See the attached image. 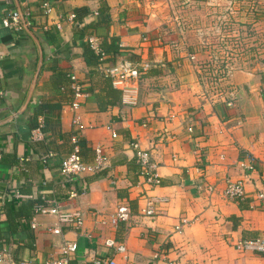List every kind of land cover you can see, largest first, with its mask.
<instances>
[{
	"label": "crops",
	"instance_id": "1",
	"mask_svg": "<svg viewBox=\"0 0 264 264\" xmlns=\"http://www.w3.org/2000/svg\"><path fill=\"white\" fill-rule=\"evenodd\" d=\"M44 1L52 4L50 13L43 11ZM19 3L32 34L3 25L18 6L0 0V247L15 262L44 264L60 255L66 238L78 243L72 264H91L100 256L121 260L116 247L105 244L114 239L126 247L125 264H264V253L237 247L264 236V200L257 197L264 191V48L217 59V67L228 68L222 78L226 87L210 94L196 75L197 44L168 35L160 0ZM221 7L214 8L218 19L226 7L225 15L247 22L243 34L264 40V0ZM90 37L117 50H110L104 63H88L84 50ZM124 58L149 64L135 106L123 104L121 91L103 72ZM70 73L87 92L76 112L70 89H61L69 85ZM41 121L42 139L34 140ZM74 133L84 161L92 162L100 145L107 162L100 172L68 182L60 166L73 148ZM132 141L150 151L160 185L144 182ZM48 150L55 155L43 164L40 155ZM249 154L253 168L243 166ZM21 157L28 158L26 170L20 169ZM227 178L244 181L242 199L225 194ZM205 183L213 189L199 187ZM71 191L77 195L70 197ZM147 196L168 201L157 205L154 216H144L140 207ZM44 200L64 212L80 210L82 227L63 224V232L55 234L49 228L58 217L39 214L33 228L34 208ZM121 206L130 213L116 223L112 218ZM181 218L187 222L178 232ZM155 252L164 254L155 259Z\"/></svg>",
	"mask_w": 264,
	"mask_h": 264
},
{
	"label": "built area",
	"instance_id": "2",
	"mask_svg": "<svg viewBox=\"0 0 264 264\" xmlns=\"http://www.w3.org/2000/svg\"><path fill=\"white\" fill-rule=\"evenodd\" d=\"M208 5L211 6H222L224 4L231 5L236 0H205ZM42 9L45 13H50L53 10V6L49 1H44L42 3ZM71 18L75 17L72 13ZM24 20L28 25V21ZM5 27L12 28L14 30H23L25 28L21 13L18 9H13L9 11L2 20ZM88 42L91 44L95 53L99 56L100 60L105 57V51L101 46V43L96 37H90ZM149 67L146 62L134 61L130 58H124L112 65L104 66V75L111 79L113 86L119 89L122 93L123 104L128 106H135L139 99V85L142 78V73ZM67 88L71 91V100L69 102L71 108L76 112L78 111L83 103L84 98L87 96V92L84 89V85L79 77L75 73L69 74V85H62L61 89L65 91ZM79 115H75L74 122H79ZM44 122L41 121L36 129L32 132V138L34 140L42 139V128ZM193 125L188 127L189 131L193 130ZM118 134L116 132L112 133L113 137ZM73 148L68 155L62 158L60 172L62 176L68 181L73 182L77 178L83 177L87 174L100 172L106 167L107 157L105 156L103 149L100 145L95 147V157L92 162H86L81 156L80 144H79V134L74 133L70 138ZM131 146L135 149L136 160L140 165V174L144 178V182L150 186H156L161 184V177L156 171V165L152 161V156L149 150L144 149L140 146L138 141H132ZM55 155V152L48 150L40 155V161L46 164L50 157ZM2 153L0 151V159ZM28 158L21 157L20 169L26 170L24 162ZM249 164L248 168L254 167V156L247 155ZM200 188L212 190L213 185L208 183L199 185ZM225 194L232 199H242L245 195L244 181L242 179H231L227 178L225 189ZM20 195L19 193H17ZM77 195L76 191H71L70 197ZM258 198L264 200V191H259L257 193ZM168 201L165 197L157 196H147L145 202L140 207V213L144 216H154L157 211V205L160 203H166ZM130 213V208L127 206L119 207L117 213L113 215V221L118 222L120 220L125 221ZM39 214L55 215L58 217L59 221L56 225L50 227V231L55 234H61L63 232V224L68 226H73L76 229L82 227L84 223L83 213L80 210H74L70 212H64L57 203H52L50 200H44L43 203H38L31 217V226L33 228L37 227L36 216ZM187 222L185 218H181L180 222L175 225V229L178 232L182 231L184 224ZM107 246H115L117 252L122 254L121 260L116 257H95L91 264H125L127 256L125 254L126 247L123 243H116L114 239H107L105 241ZM237 247L241 250H255L260 253H264V236L257 239H246L239 241ZM78 248V243L76 240L64 239L61 244L60 255L53 256L45 260L44 264H72L71 259L76 253ZM164 253L155 252L154 258H160ZM27 261L15 262L11 256V253L6 248L0 247V264H27Z\"/></svg>",
	"mask_w": 264,
	"mask_h": 264
},
{
	"label": "rangeland",
	"instance_id": "3",
	"mask_svg": "<svg viewBox=\"0 0 264 264\" xmlns=\"http://www.w3.org/2000/svg\"><path fill=\"white\" fill-rule=\"evenodd\" d=\"M224 6L225 4L222 5ZM159 7L166 14L164 29L169 36L180 38L181 41L182 36H186V40L190 38L192 45L197 44L198 52L195 54L198 56L193 59L196 75L210 94L221 93L226 87L222 78L227 74L228 68L217 67V59L233 57L232 54L239 58L246 53V48H264L261 45L264 43L263 36L252 38L243 34L245 32L242 26H247V22L242 23L225 15L226 7L223 8L224 15L220 19L217 16L221 15L214 9L220 6L208 5L203 0H160ZM257 27L252 25L251 28L258 30ZM248 40L250 48L246 46ZM251 55L258 58L257 50L256 54Z\"/></svg>",
	"mask_w": 264,
	"mask_h": 264
},
{
	"label": "trees",
	"instance_id": "4",
	"mask_svg": "<svg viewBox=\"0 0 264 264\" xmlns=\"http://www.w3.org/2000/svg\"><path fill=\"white\" fill-rule=\"evenodd\" d=\"M101 46L103 47L104 51H105V57L103 60H100L99 56L95 53V51L93 50L91 44L87 41V43L85 44V50H84V56L86 58V61L88 63H104L106 62L111 56L109 55L110 50L115 51L117 50V46H113L112 44L108 45L105 41L101 42Z\"/></svg>",
	"mask_w": 264,
	"mask_h": 264
},
{
	"label": "water",
	"instance_id": "5",
	"mask_svg": "<svg viewBox=\"0 0 264 264\" xmlns=\"http://www.w3.org/2000/svg\"><path fill=\"white\" fill-rule=\"evenodd\" d=\"M15 1H16L17 6H18V10H19L20 13H21V16H22V19H23V22H24L25 29H26L27 31H29V32L32 34V31L30 30L29 26L26 24V22H25V20H24V13H23V11H22V8H21V5H20V3H19V0H15ZM20 1H22V2L24 3V0H20ZM34 37H35V36H34ZM35 38H36V37H35ZM30 94H31V93H30ZM29 100H30V97H28V98L26 99L25 103L23 104V106H22V108L20 109V111L17 112V114L22 113V112L24 111V109L26 108V106H27ZM12 118H13V116H11L9 119H12ZM9 119H7V120H9ZM3 122H5V121H3Z\"/></svg>",
	"mask_w": 264,
	"mask_h": 264
}]
</instances>
